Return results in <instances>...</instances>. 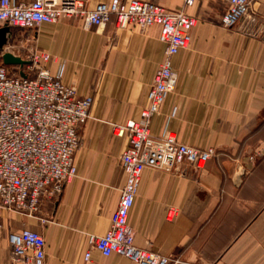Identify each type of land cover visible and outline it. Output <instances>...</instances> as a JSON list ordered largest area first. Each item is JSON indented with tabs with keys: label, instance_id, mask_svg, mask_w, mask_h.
<instances>
[{
	"label": "crops",
	"instance_id": "crops-1",
	"mask_svg": "<svg viewBox=\"0 0 264 264\" xmlns=\"http://www.w3.org/2000/svg\"><path fill=\"white\" fill-rule=\"evenodd\" d=\"M142 1L196 19L188 47L172 58L174 86L150 121L151 135L169 132L217 155L200 171L183 164L142 172L128 216L134 245L171 258L170 264H264V0H252L230 28L221 24L226 0L188 7L179 0ZM23 49L49 53L50 72L92 103L74 156L76 176L59 198L46 201L39 216L0 209V264L10 263L8 234L24 228L44 238L43 264H135L97 251L85 262L83 255L87 235L108 230L125 183L120 156L127 134L113 135L112 126L137 121L146 106L165 49L159 26L119 29L111 17L87 28L79 19L11 27L0 65L5 52L23 59Z\"/></svg>",
	"mask_w": 264,
	"mask_h": 264
},
{
	"label": "built area",
	"instance_id": "built-area-1",
	"mask_svg": "<svg viewBox=\"0 0 264 264\" xmlns=\"http://www.w3.org/2000/svg\"><path fill=\"white\" fill-rule=\"evenodd\" d=\"M185 7L196 0H179ZM252 0H226L221 24L232 27L250 10ZM111 17L119 29L146 30L159 26V41L165 45L163 59L147 92L139 119L114 124L117 137L127 134L128 145L120 156L125 183L108 230L88 234V250L101 256H120L135 264H170L171 258L149 253L134 245L129 212L146 168L176 170L187 164L200 171L217 155L214 148L199 149L177 140L169 132L154 137L150 121L156 116L174 86L172 58L188 47L196 19L184 9L171 10L142 0H109L89 6L86 0H0V25L34 29L44 23L79 19L84 26L106 24ZM53 60L45 51L32 50L22 72H9L0 65V209L27 216L40 214L46 201H54L76 176L75 153L80 131L89 117L91 96L80 97L73 86L52 74L46 65ZM9 264H43L46 243L37 232H10Z\"/></svg>",
	"mask_w": 264,
	"mask_h": 264
},
{
	"label": "water",
	"instance_id": "water-1",
	"mask_svg": "<svg viewBox=\"0 0 264 264\" xmlns=\"http://www.w3.org/2000/svg\"><path fill=\"white\" fill-rule=\"evenodd\" d=\"M10 32V28L8 26H2L0 27V49L3 48V46H5L6 42H7V34ZM2 63L6 66H19V67H23L27 64V62L25 60H23L22 58L13 55L10 52H5L2 55Z\"/></svg>",
	"mask_w": 264,
	"mask_h": 264
},
{
	"label": "rangeland",
	"instance_id": "rangeland-1",
	"mask_svg": "<svg viewBox=\"0 0 264 264\" xmlns=\"http://www.w3.org/2000/svg\"><path fill=\"white\" fill-rule=\"evenodd\" d=\"M28 54H29V52L24 50V49L21 51V56L23 57L24 60L28 57ZM37 216H39V215H37Z\"/></svg>",
	"mask_w": 264,
	"mask_h": 264
},
{
	"label": "trees",
	"instance_id": "trees-1",
	"mask_svg": "<svg viewBox=\"0 0 264 264\" xmlns=\"http://www.w3.org/2000/svg\"><path fill=\"white\" fill-rule=\"evenodd\" d=\"M4 65V64H3ZM5 66V68L8 70V68L10 67V66H6V65H4Z\"/></svg>",
	"mask_w": 264,
	"mask_h": 264
}]
</instances>
